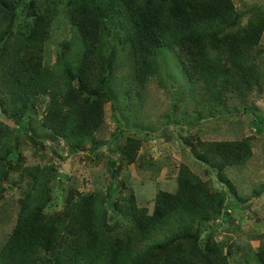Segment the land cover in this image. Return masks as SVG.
Instances as JSON below:
<instances>
[{"label": "trees", "instance_id": "1", "mask_svg": "<svg viewBox=\"0 0 264 264\" xmlns=\"http://www.w3.org/2000/svg\"><path fill=\"white\" fill-rule=\"evenodd\" d=\"M237 1L0 0V207L15 188L21 195L0 264H231L234 246L217 239L218 222L231 212L227 190L239 197L226 169L252 159L253 137H186L196 163L214 172L223 189L183 164L176 192L159 191L153 210L138 203L123 179L114 194L113 182L106 190L80 192L60 173L71 171L73 155L104 146L97 134L106 122V105L118 111L119 89L124 100L133 91L142 100L149 83L163 81V70L169 80L187 81L176 93L178 102L191 90L192 99L215 111L229 109L231 99L246 103L262 93L264 2ZM67 25L70 37L50 64L48 42ZM176 49L182 75L158 59L162 50ZM122 64L125 76L119 75ZM161 87L169 89L166 83ZM188 113L182 111L183 121L173 124L189 125ZM122 120L116 121L125 140L117 149V167L109 169L112 181L137 162L144 141L126 137ZM21 132L23 142L49 164H26L18 151ZM60 141L67 157L50 145ZM49 152L63 163L56 166ZM57 184L66 185L68 196L61 211L50 213ZM263 192L264 187L254 195ZM109 205L117 215L114 223ZM259 238L255 263L264 264V234Z\"/></svg>", "mask_w": 264, "mask_h": 264}, {"label": "rangeland", "instance_id": "2", "mask_svg": "<svg viewBox=\"0 0 264 264\" xmlns=\"http://www.w3.org/2000/svg\"><path fill=\"white\" fill-rule=\"evenodd\" d=\"M259 1L264 2V0ZM236 3L239 8L242 7L238 1ZM69 37V25L55 30L47 45V62L50 64L55 62L59 44ZM262 45L264 48V36ZM158 59L167 63L168 69L173 73L182 75L178 68L177 49L162 50ZM119 73L120 76L127 74L125 64H122ZM168 75L167 71L163 70V81L149 83L143 90L145 92L141 97L142 100L136 95V91L129 95L130 99L124 100L123 91L119 89L118 111L114 114L111 104L106 105V122L102 131L97 134L98 140L104 146L96 153L86 150L73 155L68 162L71 171L61 172V180L71 179L69 183L80 192L106 190L113 182L111 193L114 194L121 189L123 179L133 191L138 203L153 210L154 199L159 191L176 192V175L183 164L188 165L204 180L211 181L215 189H223L214 172L211 170L207 172V166L203 164L199 166V163H196L184 142L186 137H199L205 141H233L253 137L252 159L244 166L226 169V174L236 185L239 197L233 196L227 188H224L228 192L227 209L231 212L225 214V218L218 222L217 239L234 246V255L232 253L230 256L231 264H256V252L260 245L259 236L264 234V192L260 197L254 195L255 190L264 187V85L261 87L262 93L252 94L246 103L231 99L227 106L229 109L221 108L215 111L203 106L198 98L192 99L191 90H187L182 101L178 102L176 93L185 90L187 81L183 78L178 82L169 80ZM162 83H166L169 89L161 87ZM195 92L201 97L200 85H195ZM186 109L189 112L186 116L190 118V124L184 122L179 125L173 124V121H183L181 120L183 116L180 114ZM197 114H201L203 119L197 120ZM117 119L126 120L121 121V129L126 130V137L137 136L144 141L137 162L124 167L121 175L112 181L109 169L117 167L119 159L117 149L125 140L118 130ZM18 136V151L23 153L27 165L49 164L48 161L41 159L39 153L34 152L32 144H28L25 140L23 142L24 132ZM50 145L63 157L69 154L62 141L59 145L57 143ZM49 157L56 166L63 163L51 152ZM57 187L55 207L49 209L50 213L61 211L68 196L66 185L63 187L57 184ZM20 196L19 189L15 188L2 202L3 207H0V250L14 228L19 211L17 199ZM109 208L110 222L114 223L117 215L111 205ZM256 236L258 239L255 238Z\"/></svg>", "mask_w": 264, "mask_h": 264}]
</instances>
